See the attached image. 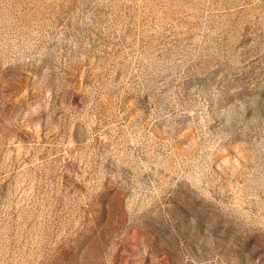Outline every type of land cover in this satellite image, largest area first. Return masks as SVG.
Here are the masks:
<instances>
[{
    "label": "rangeland",
    "instance_id": "obj_1",
    "mask_svg": "<svg viewBox=\"0 0 264 264\" xmlns=\"http://www.w3.org/2000/svg\"><path fill=\"white\" fill-rule=\"evenodd\" d=\"M0 264H264V0H0Z\"/></svg>",
    "mask_w": 264,
    "mask_h": 264
}]
</instances>
